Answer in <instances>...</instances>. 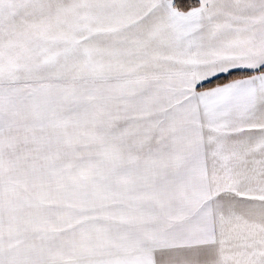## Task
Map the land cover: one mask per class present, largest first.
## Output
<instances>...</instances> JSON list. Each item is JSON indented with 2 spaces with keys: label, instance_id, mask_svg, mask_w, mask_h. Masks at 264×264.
Returning a JSON list of instances; mask_svg holds the SVG:
<instances>
[{
  "label": "snow or ice",
  "instance_id": "obj_1",
  "mask_svg": "<svg viewBox=\"0 0 264 264\" xmlns=\"http://www.w3.org/2000/svg\"><path fill=\"white\" fill-rule=\"evenodd\" d=\"M0 264H264V0H0Z\"/></svg>",
  "mask_w": 264,
  "mask_h": 264
}]
</instances>
